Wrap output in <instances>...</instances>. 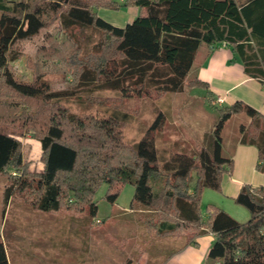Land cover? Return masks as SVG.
Returning a JSON list of instances; mask_svg holds the SVG:
<instances>
[{
    "label": "trees",
    "instance_id": "16d2710c",
    "mask_svg": "<svg viewBox=\"0 0 264 264\" xmlns=\"http://www.w3.org/2000/svg\"><path fill=\"white\" fill-rule=\"evenodd\" d=\"M33 0L21 2L16 11L0 0V174L12 183L5 189V203L20 196L34 209L45 212L98 214L95 197L108 186L106 200L115 204L126 185L135 188L131 204L150 208L152 227H167L163 238L185 236V244L201 235L216 240L208 259L220 264H264V187L244 185L236 204L251 215L239 223L226 212L208 206L203 220L202 196L206 189L221 191L222 177L233 161L223 153V131L236 116L242 145L259 152L257 169L264 174V115L236 102L218 108V119L206 144L159 160L153 139L136 146L124 142L118 117L97 118L72 113L55 101L102 82V87L125 98L178 94L185 89L209 90L191 77L199 52L218 44L238 56L245 74L264 88V0ZM135 6L139 16L124 28L100 18L95 8L118 11ZM18 10V11H17ZM60 23L64 42L49 37L40 52L57 61L72 76L74 91L54 94L45 80L49 72L42 61L28 63L29 79L14 71L12 50ZM159 120L153 132L159 131ZM31 135L42 148L40 172L31 171L20 139ZM14 173V174H13ZM196 174V177H194ZM0 264H9L0 239Z\"/></svg>",
    "mask_w": 264,
    "mask_h": 264
},
{
    "label": "rangeland",
    "instance_id": "374dc122",
    "mask_svg": "<svg viewBox=\"0 0 264 264\" xmlns=\"http://www.w3.org/2000/svg\"><path fill=\"white\" fill-rule=\"evenodd\" d=\"M27 1L33 2L6 0V5L16 11L21 2ZM114 1L120 5L131 3L130 0ZM132 7H123L118 11L95 8L94 11L106 22L121 28L127 25L132 15ZM49 37L59 42L66 40L60 23L44 30L32 40L16 44L12 57L17 59L11 65L17 74L31 79L33 73L28 63L36 64L37 60H42L49 72L45 80L49 83L51 91L54 94L70 93L76 88V84L71 83L72 76L65 71L63 65L47 60L40 54L43 48L50 45ZM101 85L102 82L89 89L79 90L71 96L56 97L55 101L74 114L92 115L97 118L118 117L124 122V142L136 146L150 136L161 161L170 159L178 152L200 149L206 144V138L218 119V108L212 102H206V92L202 88L185 89L182 93L161 97L152 95L146 98H125L119 92L108 90ZM162 119V128L153 132V128ZM244 122L243 116L231 119L225 126L223 138L239 135V128ZM20 141L24 146V158L31 164V171L40 172L43 169L42 149L38 141L31 135ZM11 183L6 176L0 174V207L6 205L5 189ZM135 191L132 185L124 186L117 202L111 204L106 200L108 186L103 184L95 197L98 206L95 219L90 217L88 211L74 215L65 209L52 213L34 210L24 199L20 200V196L15 195L11 215H14L17 208L24 212L29 220L55 222L63 226L49 230L54 235L53 243L56 246H43L45 242L42 237H37L32 243L42 244V249L31 247L17 251L21 252L19 254L23 258L20 264H159L171 252L184 246L185 236L163 238L161 234L168 228L152 227L150 218L153 212L150 208L136 205L134 210H131ZM14 231L17 230L13 229L10 221L3 233L10 240V234ZM35 231H42V225L37 226ZM60 237L61 240H58ZM87 241L89 245H86ZM11 244L12 241H9L8 245ZM10 255L12 263L16 264L18 253L11 252Z\"/></svg>",
    "mask_w": 264,
    "mask_h": 264
},
{
    "label": "crops",
    "instance_id": "0c3cea01",
    "mask_svg": "<svg viewBox=\"0 0 264 264\" xmlns=\"http://www.w3.org/2000/svg\"><path fill=\"white\" fill-rule=\"evenodd\" d=\"M131 12L132 15L127 25L131 24L140 14V10L135 6L131 8ZM190 75L208 85L209 90H205L208 104L212 102L216 108H221L240 101L264 115V88L258 81L245 74L242 62L229 46L218 44L212 48L210 53L205 47H202ZM219 98L223 100L222 105H216ZM223 139V153L226 158L233 161L232 171L223 175L220 192L210 189L204 191L201 202L202 216L206 222L209 219L206 209L208 206H214L226 212L237 222L244 224L251 219L250 212L236 204L235 200L244 185H250L253 188L264 187V174L257 169L259 152L255 146L242 145L240 134L234 138ZM38 145L41 147L40 142ZM13 202L14 197L5 203L4 207H0V239L5 246L9 264H13L11 252L18 253L16 264H20L23 258L19 254L21 252L17 251L31 247L42 249V244L35 245L32 243L34 238L42 237L43 242H45L43 246L48 247L50 244L56 246L53 243L54 235L49 230L57 229L62 224L29 220L25 213L20 212V209L17 208L14 215H11ZM10 221L13 224V229L17 231L12 232L10 234L12 239L8 240L3 232ZM39 225H42V231L37 232L35 230ZM58 240H61V237ZM215 240L216 236L212 233L201 235L165 264H220L208 259V254ZM9 241H12L10 245L12 250L8 245ZM86 245H89V241L86 242Z\"/></svg>",
    "mask_w": 264,
    "mask_h": 264
},
{
    "label": "built area",
    "instance_id": "2783aa9c",
    "mask_svg": "<svg viewBox=\"0 0 264 264\" xmlns=\"http://www.w3.org/2000/svg\"><path fill=\"white\" fill-rule=\"evenodd\" d=\"M223 104V100L221 98H219L217 101H216V105H222Z\"/></svg>",
    "mask_w": 264,
    "mask_h": 264
}]
</instances>
